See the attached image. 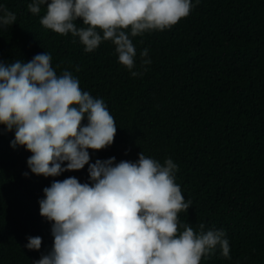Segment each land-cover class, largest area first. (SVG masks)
<instances>
[{
	"label": "trees",
	"instance_id": "16d2710c",
	"mask_svg": "<svg viewBox=\"0 0 264 264\" xmlns=\"http://www.w3.org/2000/svg\"><path fill=\"white\" fill-rule=\"evenodd\" d=\"M30 2L0 0L17 17L0 27V61L28 62L48 52L58 75L71 72L83 91L103 99L117 131L110 146L88 150L90 162L136 161L141 152L162 164L171 158L175 182L192 202L178 213L180 222L222 229L229 240L230 259L217 247L200 264H264V0H193L171 28L132 37L133 71L142 73L136 77L110 41L85 52L70 33L45 28L44 6L33 15ZM145 48L149 65L141 63ZM3 128L0 264H33L54 241L51 222L39 213L43 188L69 176L90 183L88 165L56 177L33 174L26 163L32 153L10 147L14 132ZM29 236L42 238L39 250L25 247Z\"/></svg>",
	"mask_w": 264,
	"mask_h": 264
},
{
	"label": "clouds",
	"instance_id": "9594fccd",
	"mask_svg": "<svg viewBox=\"0 0 264 264\" xmlns=\"http://www.w3.org/2000/svg\"><path fill=\"white\" fill-rule=\"evenodd\" d=\"M200 0H196L198 4ZM40 23L61 35L69 33L85 52L103 41L115 45L118 62L133 77L136 48L132 37L171 28L195 7L193 0H31L27 5ZM16 15L0 5V27L11 26ZM81 20L83 26L75 23ZM148 49L142 65L151 64ZM50 53L30 61H0V125L14 132L10 147H24L30 172L56 177L88 165L89 182L69 176L43 188L39 213L51 222L53 245L33 264H200L219 247L230 259L222 229L200 224L194 230L179 220L186 200L175 182L177 164L139 153L136 161L115 157L90 162L89 149L114 142L117 124L105 102L80 87L65 70L57 74ZM86 118L87 123L82 124ZM66 162V163H65ZM25 177L29 172L22 173ZM40 236L27 237L25 247L41 248Z\"/></svg>",
	"mask_w": 264,
	"mask_h": 264
}]
</instances>
